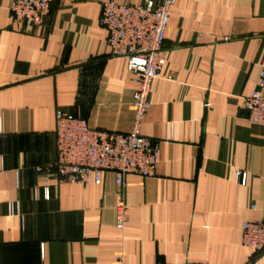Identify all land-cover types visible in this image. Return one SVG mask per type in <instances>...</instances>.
Returning a JSON list of instances; mask_svg holds the SVG:
<instances>
[{"label":"crops","instance_id":"1","mask_svg":"<svg viewBox=\"0 0 264 264\" xmlns=\"http://www.w3.org/2000/svg\"><path fill=\"white\" fill-rule=\"evenodd\" d=\"M103 1L54 0L32 27L0 0V264H264L243 243V223L264 215V126L242 106L264 68V0L172 8L141 129L160 162L153 176L126 175L124 229L114 173L59 182L55 167L58 109L92 128H132L137 84L111 55ZM17 201L21 214H9Z\"/></svg>","mask_w":264,"mask_h":264},{"label":"built area","instance_id":"2","mask_svg":"<svg viewBox=\"0 0 264 264\" xmlns=\"http://www.w3.org/2000/svg\"><path fill=\"white\" fill-rule=\"evenodd\" d=\"M54 0H11L15 21L32 27L43 26L50 18ZM177 0H143L142 3L105 0L101 25L107 30L112 56L126 57L137 88L133 93L134 119L129 132L120 133L92 128L86 118L62 109L56 112L58 156L55 163L59 182L99 184L104 171L115 175L120 187L116 202L115 225L124 229L128 221L124 194L125 177L136 173L144 177L156 174L160 162L159 147L142 134V125L150 110L151 85L165 65L163 48L169 17ZM243 108L251 123L264 126V68L257 89L243 98ZM41 171V167H37ZM241 172L237 171L240 178ZM46 198L49 190L46 189ZM9 214H21L19 202L8 204ZM243 243L255 255L264 252V215L243 223ZM116 264H125L119 255ZM159 264H212L206 261Z\"/></svg>","mask_w":264,"mask_h":264}]
</instances>
